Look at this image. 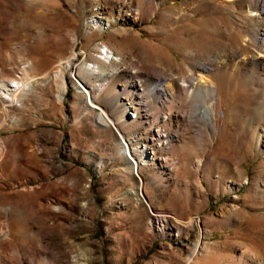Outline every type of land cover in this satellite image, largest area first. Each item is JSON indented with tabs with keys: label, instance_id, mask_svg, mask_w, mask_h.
Masks as SVG:
<instances>
[{
	"label": "rangeland",
	"instance_id": "obj_1",
	"mask_svg": "<svg viewBox=\"0 0 264 264\" xmlns=\"http://www.w3.org/2000/svg\"><path fill=\"white\" fill-rule=\"evenodd\" d=\"M242 1L0 0V264H264V15Z\"/></svg>",
	"mask_w": 264,
	"mask_h": 264
},
{
	"label": "bare ground",
	"instance_id": "obj_2",
	"mask_svg": "<svg viewBox=\"0 0 264 264\" xmlns=\"http://www.w3.org/2000/svg\"><path fill=\"white\" fill-rule=\"evenodd\" d=\"M242 2L245 3V5H247V8L246 9H247V11H249V13L255 14V15H256V13L258 15L259 14L264 15V0H243ZM242 9H243V7H242ZM251 9H254L253 11H255V12H252ZM94 23L95 24H99L100 21H98V20L95 21L94 20ZM208 30L214 32V31H216V27L215 28L214 27H211V28L208 27ZM228 40L231 41V38L229 37ZM254 40L257 43V46H256L257 49L260 52H263L264 53V30L262 31V35L260 37L255 36L254 37ZM101 48L103 49L102 50L103 53L101 51H99V53H101L103 55L102 57L100 56L101 58L99 57V59L101 60V62L107 63L109 65H112V63H115V61L122 60V57L117 56L107 46L101 45ZM242 49L245 50V46H243ZM236 50H238V49H236ZM261 54H259V55L258 54H254V55H251V56H248V57H249L250 61H254L256 64H260V66H262L261 68H264V63H262V61L260 60V57H261L260 55ZM226 55H224L225 58L228 57L230 59L233 58L234 56H236V54L234 52H232V51L230 53L228 52ZM217 60L218 59H216L214 57L208 63L207 62L206 63H203V67L206 69V72L208 71V69H210L214 65V63H217L218 62ZM64 63H65V66L66 67H72V69H74V75L77 74V76H79V77H81L82 75H84V73H83L84 72V69H83L84 68V64L82 62L79 61V63H76V64H73L72 65V63H73L72 60L68 58V60H66ZM92 65H93L92 66L93 70L98 72L99 69H100L99 68V65L98 64H92ZM162 77H164V76H161V78ZM166 79L171 80V83L166 84L165 81H157V82L153 83L152 90H154L156 92H160L161 91L162 93H168V92L172 91L173 90V87H175L176 85L182 86V87H191L195 82H199V83H202V84H206L207 81H208V79H209V74H207V73H205L203 71L200 72L199 75H198V79L196 81V80H194L192 74H188V78L185 79V78H181L179 75H177L174 72H169L167 74V76H166ZM229 80H231V78ZM22 87H23V83L22 82L12 81L10 84H8V87H6L5 89H3V91H4L3 93H5L6 96L8 95V97H9V95L16 93ZM88 102H89L90 106L96 108L99 111V116L101 118L103 117V118L106 119L105 122H107V123L111 122L110 118L108 117V115L106 114V112L101 107H99L96 104H94L91 101V99H89ZM119 138H120V140H123V137H122V134L121 133H119ZM125 151L126 152L129 151V149L127 150L126 146L123 147L122 152L125 153L126 156H129V155H127V153ZM129 158H130V156H129Z\"/></svg>",
	"mask_w": 264,
	"mask_h": 264
}]
</instances>
